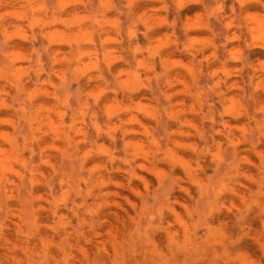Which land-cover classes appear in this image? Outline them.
<instances>
[{
    "label": "clouds",
    "instance_id": "clouds-1",
    "mask_svg": "<svg viewBox=\"0 0 264 264\" xmlns=\"http://www.w3.org/2000/svg\"><path fill=\"white\" fill-rule=\"evenodd\" d=\"M34 2L0 0V8L23 12L0 14V28L3 22L15 28V20H22L32 29ZM78 2L92 21L98 38L92 58L101 67L87 75L79 44L69 48L50 96L55 125L39 106V92L21 83L3 59L9 54L0 42V110L11 117H0V125L11 129L10 136L0 135V264H264V105L251 113L247 107L255 104V85L249 93L226 79L217 85L211 74L204 87L194 81L196 108L189 112L199 122L188 125L170 98L168 74L157 73L149 56L143 71L150 98L142 107L145 101L125 88L104 59L99 8L94 0ZM119 3L113 7L127 19L132 0ZM180 3L160 0L173 13L171 32L187 38ZM226 3L217 0V10L232 23L241 48L250 51L253 39L264 47V0H231L228 12ZM44 6L55 24L67 3L44 0ZM32 52L28 80L39 89L41 74L51 79L57 68L50 53L47 67L40 60L46 48ZM240 61L241 71H258L247 56L241 54ZM234 89L235 115L244 118L236 127L226 124L223 107ZM142 121L148 122L146 131ZM181 139L191 143L182 147ZM13 166L15 183L9 178Z\"/></svg>",
    "mask_w": 264,
    "mask_h": 264
},
{
    "label": "rangeland",
    "instance_id": "rangeland-1",
    "mask_svg": "<svg viewBox=\"0 0 264 264\" xmlns=\"http://www.w3.org/2000/svg\"><path fill=\"white\" fill-rule=\"evenodd\" d=\"M66 3L64 14L55 17V24L49 23V17L44 14V0H35L31 10L32 29L24 27L25 22L22 20H15V28L9 27L7 22H3V28H0V42L4 43L9 54L3 59L11 65V70L16 73L21 83L27 81L26 86L30 91L39 92L40 95L37 97L39 106L48 113L46 119L51 125H55L57 113L50 96L62 78L64 71L62 65L69 61L70 57L67 53L73 43H78L81 48L87 75L90 76L97 67H101L92 58L95 52L93 45L98 44V38L89 27L92 21L88 18L87 11L78 0H66ZM230 3L231 0H228V3L224 4L225 12H228ZM113 5L116 8L120 7L119 0H103V2L94 0V7L100 10L96 16L98 26L104 29V59L112 72L118 73L125 88L133 89L135 98L145 101L142 107H148L146 101L150 98V93L146 91L143 71L146 58L149 56L155 58V64L151 67H154L157 73L168 74L170 98L176 104V111L187 117L188 125H198L199 122V117L193 118L189 112L190 108H196L193 97L194 81L204 87L211 83L209 74L217 85H221L226 79L229 84L243 86L249 93L252 92V85H255V104L247 105L250 113L255 107L264 105V47L261 46L260 41L253 39L252 49L243 50L240 41L236 39L238 34L234 33L232 23L220 17L217 0H182L179 7L182 9L181 16L186 19L187 38L179 30L175 34L171 32L169 24L173 13L171 9L166 13L160 6V0H132V12L127 19L120 16ZM9 11H15L17 16L23 15L20 9H9L7 6L0 8V14ZM6 20H14V17L8 16ZM68 25L79 28V31L66 30ZM142 33H147L150 39L146 40ZM213 33L220 35L213 38ZM33 35L36 37L35 41L31 39ZM225 36L229 37L226 44ZM33 47L46 48L47 53L42 54L40 60L47 67L50 53L57 68L55 76L51 79H45L44 74H41L42 86L39 89H34L32 82L28 80L31 75L29 68L36 59V55L32 52ZM181 48L184 50L181 51ZM133 53L135 60H132ZM241 54L256 64L257 72L253 73L247 68L241 71ZM197 60L202 61L201 67L197 66ZM126 61L135 64L136 69L129 70ZM148 79L150 80L151 77L149 76ZM104 92L105 89L100 90V93ZM238 96V89L226 93V102L223 104L226 112L225 122L233 127L244 122L243 117L235 115ZM216 100V108L219 109L221 108L219 97H216ZM0 117L11 118L7 110H0ZM141 123L146 131L148 122ZM133 132L137 135L141 134L139 129H133ZM0 135L10 136V126L0 125ZM104 143L108 144L107 141ZM180 143L182 147H186L191 141L181 139ZM15 171L18 169L13 166V172L9 173L13 183L16 182ZM10 206L15 210L17 202L10 201Z\"/></svg>",
    "mask_w": 264,
    "mask_h": 264
}]
</instances>
